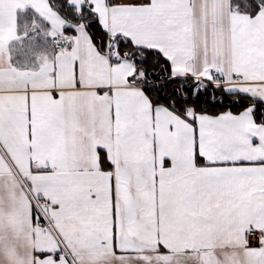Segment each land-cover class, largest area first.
<instances>
[{"label":"snow or ice","instance_id":"1","mask_svg":"<svg viewBox=\"0 0 264 264\" xmlns=\"http://www.w3.org/2000/svg\"><path fill=\"white\" fill-rule=\"evenodd\" d=\"M0 264H264V0H0Z\"/></svg>","mask_w":264,"mask_h":264}]
</instances>
